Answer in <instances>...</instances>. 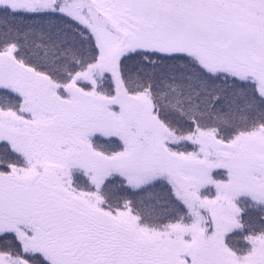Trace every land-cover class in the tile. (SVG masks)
Segmentation results:
<instances>
[{"label": "snow or ice", "instance_id": "snow-or-ice-1", "mask_svg": "<svg viewBox=\"0 0 264 264\" xmlns=\"http://www.w3.org/2000/svg\"><path fill=\"white\" fill-rule=\"evenodd\" d=\"M0 264H264V0H0Z\"/></svg>", "mask_w": 264, "mask_h": 264}]
</instances>
